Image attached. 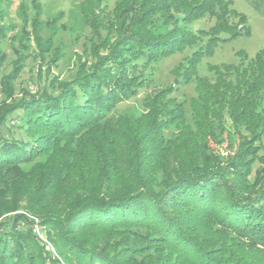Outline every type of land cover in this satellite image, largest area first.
Wrapping results in <instances>:
<instances>
[{
    "label": "trees",
    "instance_id": "16d2710c",
    "mask_svg": "<svg viewBox=\"0 0 264 264\" xmlns=\"http://www.w3.org/2000/svg\"><path fill=\"white\" fill-rule=\"evenodd\" d=\"M105 1L83 0L92 37L71 80L17 97L21 67L0 79L12 98L0 103V264H264V50L211 65L213 80L197 73L220 42L250 34L247 16L233 0H117L112 11ZM245 1L264 15L262 1ZM206 15L208 31L186 28ZM203 37L175 85L147 94L141 114L115 117L152 84L154 64ZM36 38L45 60L53 39ZM192 81L196 95L179 100L176 84ZM15 118L27 139L1 134ZM228 121L239 142L223 157L215 144ZM20 208L54 252L26 214L3 221Z\"/></svg>",
    "mask_w": 264,
    "mask_h": 264
},
{
    "label": "rangeland",
    "instance_id": "374dc122",
    "mask_svg": "<svg viewBox=\"0 0 264 264\" xmlns=\"http://www.w3.org/2000/svg\"><path fill=\"white\" fill-rule=\"evenodd\" d=\"M259 1L264 3V0ZM116 2L117 0H107L103 6L107 11H112ZM82 3L83 0H0V57L4 56L3 66L0 68V79L10 74L16 67H21L18 78L12 84L14 96H22L26 89L33 92L40 90L43 85L48 84L53 78L52 76L57 77L59 81H68L75 76L80 61L79 57H86L84 49L88 50L92 37L91 28L81 10ZM232 8L247 16L251 32L249 35H241L235 39L220 42L214 54L203 58L199 63L197 67L199 76L213 80L215 74L210 69L211 65L239 62V51L246 52L252 58L258 51L264 50V15L260 14L245 0H233ZM233 20L236 21L237 18H233ZM214 23L215 18L206 15L186 28L193 32L208 31ZM36 37L41 38L43 44L48 39H53V49L47 53L45 60H42L40 56ZM206 41L207 37H203L196 47L187 48L183 52L175 53L171 57L154 64L147 72L153 80L152 84L142 89L137 97L121 103L115 111V117L141 114L143 98L153 90L175 85L173 70ZM55 49L59 51L60 59L54 65L51 60L54 57ZM47 62L52 66L50 67V75H48ZM195 86L194 81L188 84H176L178 89L175 95L179 100L189 102L191 97L196 95ZM0 88L2 90L0 91V103L3 101L10 103L12 98H7L3 92V85L0 84ZM48 90L53 94H57L59 91L51 88ZM187 108L189 110V106ZM19 125L20 122L16 118L10 119L2 128L1 134L27 139V135L19 128ZM227 125L229 126L227 132L220 134L221 138H218L219 142L215 144V151L223 157L232 155L239 142V134L231 127L230 121L227 122ZM258 167L259 165L256 164L255 169ZM162 177V174L158 176V181H161ZM22 205L24 206L25 202ZM24 210L25 208H20L17 212L4 215L3 221H6V216L11 214H26L32 220V231L34 232L37 227L40 236L44 238L42 242L46 245V249L54 252L46 235V227L41 225L37 216ZM2 232L0 228V233ZM36 235L40 239L39 235Z\"/></svg>",
    "mask_w": 264,
    "mask_h": 264
},
{
    "label": "built area",
    "instance_id": "2783aa9c",
    "mask_svg": "<svg viewBox=\"0 0 264 264\" xmlns=\"http://www.w3.org/2000/svg\"><path fill=\"white\" fill-rule=\"evenodd\" d=\"M34 232L39 235L41 240H44V238L40 236V231L37 227L34 229Z\"/></svg>",
    "mask_w": 264,
    "mask_h": 264
}]
</instances>
